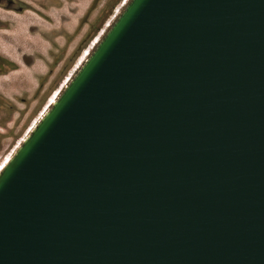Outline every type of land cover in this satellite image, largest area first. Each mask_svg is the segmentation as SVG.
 Wrapping results in <instances>:
<instances>
[{"label":"water","instance_id":"obj_1","mask_svg":"<svg viewBox=\"0 0 264 264\" xmlns=\"http://www.w3.org/2000/svg\"><path fill=\"white\" fill-rule=\"evenodd\" d=\"M0 171V264H264V0H130Z\"/></svg>","mask_w":264,"mask_h":264},{"label":"rangeland","instance_id":"obj_2","mask_svg":"<svg viewBox=\"0 0 264 264\" xmlns=\"http://www.w3.org/2000/svg\"><path fill=\"white\" fill-rule=\"evenodd\" d=\"M16 1L18 4L25 5L23 11L9 12L14 18V23L2 21L6 23V26L0 28V31L8 32L12 25H16L24 38L30 41L25 43L19 38L0 39V56L14 66L11 71L0 75V171L41 117L46 114L70 78L74 77L78 67L99 43L102 35L109 30L110 27L107 28V26L110 23L112 26L118 18L112 21L113 16L120 11L121 14L125 8L121 7L128 2V0ZM93 1H96V5L88 15L86 26L69 45L68 53L72 57L65 68H62L60 64V67L51 75L48 70L53 61L52 40L56 45H61L64 41L61 38L53 39V32H57L56 30L62 27L65 31L74 30L80 18L91 8ZM100 16L102 21L94 29L91 25ZM61 17H64L62 18L65 21L64 24L60 21ZM85 35V43L79 48V43ZM19 69H24L22 74L18 75L19 78L15 76V79H9L6 82L1 80ZM42 83H44L43 86Z\"/></svg>","mask_w":264,"mask_h":264},{"label":"flooded vegetation","instance_id":"obj_3","mask_svg":"<svg viewBox=\"0 0 264 264\" xmlns=\"http://www.w3.org/2000/svg\"><path fill=\"white\" fill-rule=\"evenodd\" d=\"M95 5H96V1H93L91 8L88 9L87 13H85L80 18V21L77 23L76 28L74 30L72 29L73 31L72 30H66L65 31L64 28L62 27L59 30H56L57 32H55V31L53 32V39L54 38H56V39L61 38L64 41L61 43V45H58V44L56 45L55 41L52 40L53 49L51 50V54H52L51 56H52L53 61L51 62L50 69L48 70V73H50L51 75L54 73V70H56L60 67V64H62V68H65V66L67 65V62L72 57V55H70V53H68L69 45H70L71 41H73L80 34L83 27L86 26V24L88 22V15H89L91 9ZM24 7H25V5L18 4V2L16 0H0V28L6 26L5 22H7V23L9 21L13 22L14 18L10 15L9 12L21 13L23 11ZM1 12H2V15H1ZM3 13H4V15H3ZM3 17H5V18H3ZM62 18H64V17H61L60 21L62 22V24H64L65 21ZM2 21H5V22H2ZM101 21H102V17L100 16V17L95 19V21L92 23L91 26L94 29H96L98 27V25L101 23ZM13 26L14 25H12V27L10 28V31H8V32L0 31V39L4 38V39L12 40V37L14 36L13 35V28H14ZM71 31H72V33H70ZM4 35H5V37H4ZM1 36H3V37H1ZM15 38L21 39L20 36H14L13 39H15ZM85 40H86V35L83 37L82 41H80L79 48L82 47V45L85 43ZM5 60H6V58L0 56V75H4L7 71H11L14 68V66L12 64L7 63ZM43 85H44V83H42V86Z\"/></svg>","mask_w":264,"mask_h":264},{"label":"bare ground","instance_id":"obj_4","mask_svg":"<svg viewBox=\"0 0 264 264\" xmlns=\"http://www.w3.org/2000/svg\"><path fill=\"white\" fill-rule=\"evenodd\" d=\"M129 1H130V0H128V2H127L123 7H121V8H124V7L129 3ZM118 12H119V11H118ZM120 12H121V11H120ZM120 12H119V14H120ZM7 14H8V13H7ZM119 14H117V15L115 14V15L113 16V18H112V21H114V20L119 16ZM1 15H2V12H1ZM3 15H4V13H3ZM10 15H11V14H10ZM1 17H2V16H1ZM8 17H9V16H8ZM3 18H5V17H3ZM9 18H10V17H9ZM15 18H16V17H15ZM7 21H8V20H7ZM17 21H18V20H17ZM26 24H27V23H26ZM111 24H112V23H110L109 26H107V28L111 27ZM13 27H14V28H13V35H14V36H20L21 40H22L23 42H25V43H27V42L30 41V40H28V38H24V36L22 35L21 30H20L19 28H16V27H17L16 25H14ZM105 32H106V31L104 30V33H105ZM11 33H12V32H11ZM99 33H100V32H99ZM104 33H103V34H104ZM11 36H12V35H11ZM14 36H13V37H14ZM102 36H103V35H102ZM1 37H3V36H1ZM4 37H5V35H4ZM13 37H12V39H13ZM95 38H96V37H95ZM101 38H102V37H101ZM9 40H10V39H9ZM100 40H101V39H100ZM99 42H100V41H99ZM31 43H32V42H31ZM98 44H99V43H98ZM98 44H97V45H98ZM97 45H96V46H97ZM96 46H95V47H96ZM95 47H94V48H95ZM3 49H4V48H3ZM6 49H7V47H6ZM6 49H5V50H6ZM6 51H7V50H6ZM4 52H5V51H4ZM3 54L5 55V53H3ZM90 54H91V52H90ZM90 54H89V55H90ZM6 57H7V56H6ZM86 59H87V58H86ZM86 59H85V60H86ZM9 60H10V59H9ZM85 60L83 61V63L85 62ZM12 61H13V60H12ZM83 63L78 67V69L83 65ZM23 70H24V69H19V71H17V72H13V73H11L9 76H7V77H5V78H3V79H1V80L4 81V82H6V81L9 80V79H12V78L15 79V76L18 77V75H19L20 73L22 74V71H23ZM26 73H27V72H25V74H26ZM18 78H19V77H18ZM70 80H71V78H70ZM70 80H69V81H70ZM2 81H1V82H2ZM10 81H11V80H10ZM20 81H21V80H20ZM69 81H68V83H69ZM68 83H67V85H68ZM0 85H1V84H0ZM67 85H65V86H67ZM65 86H64V88H65ZM64 88H63V89H64ZM63 89L61 90V92L63 91ZM61 92H60V94H61ZM60 94H59V95H60ZM57 98H58V97H57ZM55 102H56V100H55ZM55 102H54V103H55ZM54 103H53V104H54ZM53 104H52V105H53ZM52 105H51V106H52ZM49 109H50V108H49ZM46 113H47V112H46ZM31 131H32V130H31ZM31 131H30V132H31ZM28 135H29V134H28ZM23 141H25V140H23ZM18 146H19V145H18ZM11 158H12V155H11ZM11 158H10V159H11ZM9 161H10V160H9ZM9 161H8V162H9ZM4 167H5V166H4Z\"/></svg>","mask_w":264,"mask_h":264}]
</instances>
